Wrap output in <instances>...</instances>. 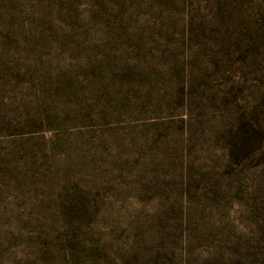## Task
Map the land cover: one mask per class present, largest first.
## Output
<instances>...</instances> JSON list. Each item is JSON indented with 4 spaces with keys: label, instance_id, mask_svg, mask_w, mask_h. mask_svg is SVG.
Instances as JSON below:
<instances>
[{
    "label": "rangeland",
    "instance_id": "obj_1",
    "mask_svg": "<svg viewBox=\"0 0 264 264\" xmlns=\"http://www.w3.org/2000/svg\"><path fill=\"white\" fill-rule=\"evenodd\" d=\"M0 264H264V0H0Z\"/></svg>",
    "mask_w": 264,
    "mask_h": 264
}]
</instances>
